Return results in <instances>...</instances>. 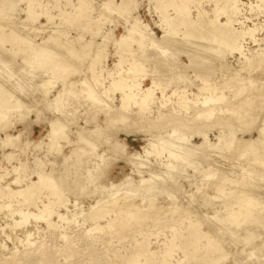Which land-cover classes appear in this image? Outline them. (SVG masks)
I'll return each mask as SVG.
<instances>
[{"label": "rangeland", "instance_id": "obj_1", "mask_svg": "<svg viewBox=\"0 0 264 264\" xmlns=\"http://www.w3.org/2000/svg\"><path fill=\"white\" fill-rule=\"evenodd\" d=\"M11 1L15 3V9L12 14H8L5 12L0 13L1 32H8L10 28L8 27L9 25L18 26L19 22L26 18V10H33L35 12L42 11V15H40L33 21L32 27L34 30L32 31V33H28V37L31 39L32 43L29 46L23 48L25 49L23 53L15 56L14 63H10L8 65L5 61V64H3V62L0 63V81L4 85H2L1 83L0 84L2 86L9 85L10 87H12L15 97H23V105L21 110V112L23 113V117H20L19 119L18 116L17 118L15 116H10L5 123L6 128L0 129V138H4V132L12 136L20 134V142L16 145V147H11V145L4 146L0 144V175H4L5 173H7V176L4 175V177L1 179L2 182H0V184L2 186H5L7 183L14 181L15 177H19L17 178L18 181H16V183L10 184L9 187L14 190L24 188L25 184L30 183L31 181L38 182L39 179H37L36 172L39 173V171H42L40 173H43L46 181H48V183H50L51 186L54 187V190L63 192L62 197L67 199L65 208L54 206L53 210L59 212L60 214H65V216H68L69 218L70 214H79L80 212L87 211L90 206L94 205L93 203L99 200V198H102L105 195L110 194L111 192L119 195L125 190L127 192L129 186H132V188L129 189L128 192L133 190V188L135 189L136 185L140 184L139 176L141 175L143 177H147V175H149V169H151L154 173L158 172L159 174L161 170H163L161 169L162 167L160 166V162H166V151L162 152V154L158 155V157L156 156L157 158L154 157V153L146 155V151H151V148L147 146L144 137L146 138L158 134H165L166 131L168 132L173 126L178 124L179 120H188V118L186 117H189L190 115L193 116V113L191 112L192 110L188 111V113L190 114L186 116L184 112H180L179 115L176 112H172L170 108H167L164 111L166 114L165 120H157L151 117L141 118L139 115L129 116L122 126L123 123L121 124V122L117 120H107L105 114H103L102 111L98 110V108L92 105V103L90 102H85L80 105L74 99H70L69 103L66 102L64 104H60L59 107H57V105L54 106L57 103H53L54 96L56 95L57 91L62 88L63 84L66 81L74 82L81 78L90 76V71L86 70L89 57L84 55V53H88V55L92 54L91 51L95 50L97 44H99L100 46L103 45L105 47L107 58L104 66H102L101 68L97 67L96 71H100L99 69H101L103 70L102 74H105L107 70L114 69V63H118L117 60L120 57L119 55H121L114 53V51L116 52L114 42L116 39H119L121 35L125 34V18L121 17L116 11L108 13L109 15H102V3L105 0H88L89 3H87V5L89 6V8H92L93 12L90 8L89 11L84 15L85 20L81 18L76 22L67 21L65 17L66 15H62L61 13H68L74 10L73 5H77L79 0H56V2L55 0H39L40 5H37L34 1L30 2L29 0ZM121 1L123 0H113L114 3H120ZM131 1L133 4V9L128 20L132 21L131 18L136 17L140 21L148 24L155 36L160 37L162 32L158 25L162 21V13L158 9H156L155 1ZM239 2L241 3H238L240 17H253L252 22L254 24H262V27H264V0H260V2H256V0H239ZM250 3H252V5L254 6L257 5L258 8L256 7L253 11H250ZM0 4H2V0H0ZM216 5L217 3L212 0H200L199 5H189L190 15L194 17L197 14V10L200 11L201 9L208 11L210 14L212 13V10L216 7ZM240 7L243 10L240 9ZM164 14L173 16L174 10L172 9V7H167ZM12 15L15 19L12 17ZM219 20L224 21L225 17L221 15L219 17ZM11 21L13 24L11 23ZM245 25L251 27L252 23L246 22ZM19 26L17 27V30L20 29L21 32L23 31V33H26L22 29V26ZM51 36L52 38L55 37V39H57V41L63 46L70 45L69 47L72 50L76 49L77 52H84L83 54H81V56H79L81 57L80 59L79 57L73 59V65L75 67L73 69H75L76 72L71 73L70 77L68 76V78L66 75L59 73L58 78V74L55 71L53 72L56 73H54L56 76L52 74V72L51 75L47 73V75L43 74L41 75V77L37 76L35 73L45 68V66L38 64V68L35 66L36 70L31 69L32 72L28 71L30 74L27 72L28 75H26L27 73L21 70L23 68L22 65L24 64L22 61L23 57H31L35 50H39V44H41V42L46 43L48 38ZM255 37L258 39L264 38V30L260 29L255 34ZM246 38L247 37H245L244 39ZM252 43L253 42L246 39L244 41V44L242 43V45L246 48H249L250 50L257 49L256 53H259L258 44ZM5 47L9 49L10 46L8 44H5ZM260 47L264 48V39L262 40ZM131 48L136 49V45H131ZM55 50L57 49H54V52ZM58 53L63 54V51L60 50V52ZM0 54H2L1 50ZM114 54L116 55V57ZM63 55L66 56L65 54ZM121 56L126 55L123 54ZM237 57L238 56H235V59H231L235 66L237 65ZM181 61L187 63V59L184 55L180 56V62ZM239 65L238 67H240ZM214 66H218V62H215L213 67ZM122 68L126 71L127 63L123 64ZM252 69V72L248 70H242L241 73L243 77V83L229 86L228 88L223 87L221 90L222 93L226 96V100H224V103L222 104L221 102L223 101H219L216 105H213L214 109H225L224 106L226 102H235L234 104H236V102L242 101L245 96L248 95V102H250L252 105L249 106V104H246L241 109L239 108V115L245 114V121L250 122L249 124L251 125V129L253 130L248 134H242L240 131H237L235 136L237 138H257V132L255 129L258 128L259 125L264 124V63H261V65L256 64ZM2 75H4V77ZM222 75L223 74H220L219 77L221 78ZM223 76L224 77L221 78V82L218 83L219 85H222L225 79H230V75L228 74H224ZM247 77L249 79H247ZM136 78L137 76L135 77V79ZM43 79L44 82L42 81ZM60 79L62 81H60ZM109 80L110 79H108V77L105 78V81H103V86H108L110 82ZM132 80L134 79H130L128 81L131 82ZM212 80H214V78ZM251 80L254 81H252V84ZM257 81L262 82L259 83ZM18 82L19 84H17ZM61 83L63 84L61 85ZM246 84H248L250 87ZM145 85H149V83L146 82ZM33 87L37 91L32 89ZM45 87L49 90L45 89ZM51 87L53 89H51ZM235 89H241L240 91L243 92L241 93L239 91V96L238 93L237 96H234V92L232 91ZM44 90L46 91V93H44ZM191 92L196 94V88H193ZM195 94L189 95L188 98L192 100ZM109 95H114L112 96L113 103L120 104L118 92H113L111 94L109 93ZM45 96L46 99L43 98ZM35 97L36 99H34ZM234 97L235 99L232 100ZM30 99H32V101L34 102V105L36 104V107H30ZM39 100L41 101L39 102ZM28 106L30 110L29 108H27ZM63 106L66 108L63 109ZM24 108L28 110L26 111ZM190 109H193V106L190 105ZM213 114L210 116L211 118L207 117L210 122L207 121L208 119L205 120L206 122L204 120H194V122H191L189 125H192L194 128H197L198 126V128H200L199 130L201 131H207L208 138L210 141H212V143L215 142V137L218 135V131L220 129H224L225 131L228 128L230 129V126H226L225 124L222 125V122L225 123L226 121L227 123H229L230 121H232V123H234V128L236 127V130H241L242 123H237L236 120L238 115H222L221 113L219 115V111L218 113L217 111H214ZM225 117L228 118V120H226ZM50 120H53V123L55 124H60V122H63V125L66 126L64 138L57 137V140H55L53 143L56 147L50 143V139L48 137ZM54 120L56 122H54ZM219 124L222 126H220ZM125 128H127V134H132L128 136L125 135ZM99 129L101 131H99ZM91 130L94 131L92 132ZM98 131L100 132V135H96L97 133H99ZM136 132L137 134H135ZM80 138L87 139V142L92 143V145L94 144L95 149L92 152L89 151L87 153H82L76 151L75 154H72V151L76 146L87 147V145L78 144ZM113 139L118 141L119 145L125 144V149L120 146L117 150L111 151L110 153L107 149V143L113 142ZM192 142L197 145L200 143V139L194 138ZM56 144H58L59 146ZM121 148L124 150V153L122 157H119V154L117 153L121 150ZM54 149H58L59 152L55 151ZM208 149L205 150L207 160L206 163L203 164V166L206 168L207 165H211L212 168L216 169L221 174L224 175L225 173V175H227L225 177H228L229 180L224 183V189L226 191L229 190V187H234L236 184H238L236 181L243 178H239L240 175H243L245 177V175L250 173V168H252V166H255L253 164L250 165V163L248 162V159L249 161L250 159H252L251 155V158L249 155H247L246 158V155L245 157L242 155L238 156L239 154H237L236 152L231 154V152H226L223 149L221 151L220 149H218L219 151H217L216 149H212V151H210L211 149ZM92 153L105 155L106 158L104 160V163H100L98 168L95 169L94 172H91L90 177L92 178V182H89V175L86 176L87 178L85 177V175L88 174L86 173V170H89L90 166V169H92V164L97 161ZM263 154L264 153L261 154V157L263 156ZM6 156H8V158ZM129 156L131 157V159ZM19 163H23V169L18 170L16 173L11 172V167L20 166ZM131 164L137 165L138 168H133L134 166H132ZM243 169L245 171L247 169L249 170L248 172H244ZM173 170V177L176 178L175 181L179 183V186L180 184H182V187L181 190H179V186L177 187L179 188L178 192L176 191L177 189L174 190L170 187L169 189L170 192H174L173 194L176 197V203L182 208L186 209L185 214L173 215L174 213L167 211L164 217L162 215V211L159 210L161 212L158 211L157 214L138 213L136 215H132L131 218L128 209L130 203H123V206L114 209L112 213L109 214L112 217L114 227L111 231L109 230V232H86V227H88L89 229L91 223L93 222L90 220L83 221L81 216H78L77 219L75 218V220L70 223H66L65 221L58 222L56 226L57 228H46L45 223L42 220H37V218H35L38 214L36 208H39L40 210L42 209L38 199L33 202L35 203V206L32 205L31 207H26V204L21 205V210H24V213L16 212L11 216L9 214L10 211L19 209L20 206H18V204L14 202L12 203L11 208L6 209L2 208V206V209L0 208V244L2 243L3 245H1L4 248L0 249V264H131V259L138 254H140V256L134 258H137L136 264H164L162 262L163 257L159 255L158 251L164 250L166 247L165 244L167 243L169 245H171L172 243L177 246V249H175V252H173L172 256L170 257L171 263L177 262V264H197L196 262L199 261L198 259L201 252L207 251L212 245V241L209 239L214 234V231L215 235L213 236L217 238L213 237V242L216 243L220 249H222L218 252L216 251V254L215 252L212 253L214 254L212 258L215 257L214 259H217L223 255H225L226 257L225 259H221L223 261L218 260L220 262H218L217 264H233L236 261L235 257H237V259H240L241 264H247L246 261L241 260L244 259L245 256H243L244 253H241L240 251L243 250L248 252L250 250V247H253L254 245L260 243L261 237L264 235V229H262L263 227L260 226L261 229H258L259 227L257 224V227L256 225L253 226L254 224H243V219L241 217H238V222H240L241 225H239L240 223L238 225H234L230 223L229 220L223 222V219H221L223 214L220 213L221 210L223 212L224 201L233 200V198L235 197L233 195H235V193L226 195L222 193H215L212 189L206 190L202 187H200V191L195 192L194 185H191L187 182V178H184V173L191 175V181L195 180L198 176H195L193 174V171L189 167H186V169H184L182 173L175 171V169ZM233 178L236 180H233ZM127 179L130 180L128 181ZM157 179L159 182V176ZM162 179H164V177H162ZM125 181L130 184L128 185ZM123 182L125 183L123 184ZM154 182L158 183L156 180ZM161 182L162 180L160 181V183ZM260 183L261 185H263L264 179H262V182ZM110 184L112 187H114L111 188ZM121 184L122 187L124 186V189L121 187ZM228 184H231V186L228 187ZM38 185H40V180ZM116 185L119 186L117 187ZM138 185L136 187V190L139 189ZM196 185H198V187L201 186L197 183ZM157 186L158 185H154V187H152L153 189H150V192L149 190L147 191L151 194L154 193V191L156 193L154 194L155 197L150 194L151 198L149 199H153L155 201L154 205L166 207L169 200L168 198H166L167 196L165 194H163V196L162 194L159 195L160 191L158 190L160 189L157 190V188H159ZM203 186L206 187L205 184H203ZM77 187L80 189H78ZM140 187V192L143 193L144 191L142 190L145 188H142L141 185ZM115 188L120 192L116 191ZM151 190L153 191L151 192ZM48 192L49 191L41 192L39 198H41L43 202L47 201L45 197H48L46 196V194H49ZM133 203L139 204L140 198L135 197L133 199ZM4 205H7V202H5ZM233 209L235 211H238V208L236 206H234ZM215 211L216 213H214ZM28 212L32 213L30 215H32L33 218H31ZM215 214H217L216 217ZM251 214H254L253 210L251 211ZM194 215H198L199 217H196ZM55 216V214H52L51 219L54 222H57ZM113 216H115V218ZM200 217L202 219H200ZM24 218H27L28 220L25 225H20L21 227H15L13 225L14 220L23 222ZM99 223L105 224V220H100ZM208 228H210V231L213 234L210 233ZM25 229L31 232L30 236H24ZM207 229L209 232L207 231ZM245 232L256 234L259 240L257 238L251 239L250 241H248V244L245 245ZM201 233L205 234L201 235ZM259 234L260 237L258 236ZM8 235L11 236L12 241L10 240ZM60 235H66L67 238L63 240ZM15 238L20 239V242L14 240ZM229 244L231 245L229 246ZM179 247L181 249L184 248L185 251H188L190 254L184 256ZM12 249H16V251H18L17 257L13 259L8 258V252L13 251ZM193 249L195 250V252ZM223 249H225V251L227 249L226 254H224L225 251ZM149 250L156 251L157 255H141L142 252ZM240 255L242 257H240ZM4 258H6V260H4ZM239 259L237 261H239Z\"/></svg>", "mask_w": 264, "mask_h": 264}, {"label": "bare ground", "instance_id": "obj_2", "mask_svg": "<svg viewBox=\"0 0 264 264\" xmlns=\"http://www.w3.org/2000/svg\"><path fill=\"white\" fill-rule=\"evenodd\" d=\"M29 1L30 2L34 1L37 5H40L39 0H29ZM154 1H155L156 9H158L162 13V21L158 25V27L161 29L162 32L160 37L155 36V34L148 26V24L140 21L136 17L131 18L132 21L128 20L130 18L131 11L133 9V4L131 0H123L120 3H114L115 1L113 2V0H105L102 3L103 4L102 15L116 11L121 17L125 18V34L121 35L119 39L115 40L114 46L116 52L114 51V53L121 55L125 54L126 56L119 55L120 57L117 60L118 63H114V69L107 70L105 74H102L103 70L101 69H99L100 71H96L97 67L101 68L102 66H104L107 58V53L105 52V47L103 45L100 46L99 44H97L95 50L91 51L92 54L88 55V53H84L83 51L77 52L76 49L72 50L69 47L70 45L67 46L61 45L57 41V39H55V37L52 38V36L48 38L47 42L45 41L46 43L41 42V44H39L40 46L39 50L38 51L35 50L31 57L28 56L23 57L22 61L24 64L23 63H22L23 65L21 64L23 68L21 66L20 67L22 68L21 69L22 71L27 73L28 71L32 72L31 69L36 70L35 66L38 68L37 66L38 64L42 66L44 65L45 68L41 70L39 69L40 71L37 73L35 72L33 73H35L37 76H41L43 74L47 75V73L51 75V73L55 71L57 74L58 73L64 74L68 78V76L70 77L71 73L76 72V70L73 69L75 68L73 65V59L78 58L79 56H81V54L84 53V55L89 57L86 70L90 71L91 73L90 76L87 77L85 76L86 78H81L74 82L66 81L64 84L61 83V85L63 84L62 88L59 89L56 95L54 96L53 103H57L54 106L57 105V107H59L60 104H64L66 102L69 103L70 99H74L80 105H82V103L85 102L87 103L90 102L92 103V105L96 106L98 110L102 111L103 114H105L107 120L108 119L117 120L121 122V124L123 123L122 126L124 125V123L126 122L129 116L139 115L141 118L151 117L157 120L158 119L165 120L166 114L164 111L167 108H170L172 112L174 113L176 112L179 115L180 112H184L186 116L190 114L188 113V111L192 110L191 112L193 113L192 114L193 116L190 115L189 117H186L188 118V120L178 119L179 120L178 124L173 126L168 132L166 131L165 134H158L146 138L144 137L147 146L151 148V151H146V155L154 153V157L156 156L158 157V155L166 151V155H167L166 162H160L161 163L160 166L162 167L161 169L163 170L160 169L161 172L158 174V172L155 171L156 173H154L151 169H149L148 170L149 175H147V177H143L141 175L139 176L140 184L139 185L137 184L139 186V189L136 190L137 185L136 187L133 185L135 189L133 188V190H131L130 192L128 191L129 189L132 188V186L131 187L129 186L127 192L126 190L124 191L126 193L123 192L119 195L118 194L116 195V193L114 194L111 192L110 194L105 195L102 198H99V200L93 203L94 205L90 206L87 211L80 212L79 214L76 213L70 214L69 218L68 216L66 217L65 214H60L59 212L53 210L54 206L65 208L67 199L62 197L63 192L54 190V187H52L51 184L48 183V181H46L43 173H40L42 171H39V173L36 172L37 179L40 180V185H38L39 180L38 182L31 181L30 183L25 184L24 188H19L14 190L11 189L9 185L16 183V181H18L17 178L19 177H15L14 181L7 183L5 186H2L0 184V208L2 206H3L2 208H6V209L11 208L13 202L17 203L18 206H20L19 209H14L11 211L9 210L10 216L16 212L24 213L23 212L24 210H21V205L26 204L27 205L26 207L28 206L31 207L32 205L35 204L33 202H35V200L38 199L42 209L40 210L39 208H36L38 211L37 214L38 217L36 216L35 218H37V220H42L45 223L46 228H50V229L55 228L58 222L65 221L66 223H70L74 221L75 218L77 219L78 216H81L83 221L90 220L93 222L91 223L89 229L88 227H86L87 228L86 232L104 233V231L109 232V230L111 231L114 228L112 217L109 214H111L114 209L123 206V203L124 204L130 203L128 209L131 218L132 215H136L138 213L157 214L159 210L162 211V215L164 217L167 211L174 213L173 215L176 214L183 215L186 213L185 211L186 209L182 208L176 203V197L173 194L174 192L173 193L170 192L169 187L174 190L177 189L176 191L178 192L179 188L177 187L179 186V183H177V181H175L176 178L173 177L174 176L173 169H175V171L182 173L183 170L186 169V167L187 168L189 167L193 171V174L195 176L197 175L198 177L195 180L191 181V177H190L191 175L184 173V178L185 179L187 178L186 180L189 184L194 185L195 192L200 191L201 189L200 187H202L206 190L212 189L215 193H222L226 195L235 193V195H233L235 196L233 200L224 201L223 212L225 213H223L222 210L220 213L223 214V216L221 215L222 216L221 219H223V222L229 220L230 223L234 225H238L240 223L238 222V217H241L243 219L242 222L243 224H248V225L254 224L253 226L257 224L259 227L258 229H261L260 226H262L263 227L262 229H264V184L261 185L260 183L262 182V179H264V154L261 157V154L264 153V124L259 125V127L255 129L257 132V138L255 139L252 138L244 139L240 137L239 138L235 137L237 131H240L242 134H248L253 130L251 129V125L249 124L250 122L245 121L246 120V118L244 117L245 114L239 115L240 114L239 111L243 106H245L246 104H249V106L252 105L250 102H248L249 100L248 95L245 96V98L242 101L236 102V104H234L235 102L233 103L226 102L224 106L225 109L213 108V105H216L217 102L223 101L221 102L222 104L224 103V100H226V96L222 93L221 90L223 87L228 88L229 86L243 83V77L241 73L242 70H248L252 72L253 71L252 68H254V65L256 64L261 65V63H264V48L260 47V44L264 38L258 39L255 37V34L260 29L264 30V27H262V24L259 25L254 24L252 22L253 17H244V16L240 17L238 3L239 4L241 3L239 2V0H212L216 2L217 5L212 10V13H210L211 15L209 14L208 11L201 9L200 11L197 10V14L194 17L190 15L189 5L191 4L199 5L200 0H154ZM258 1L260 2V0H256V2ZM87 3H89L88 0L87 1L79 0L77 5H73L74 7V10H72L73 12L71 11L68 13L66 12L61 14L66 15L65 17L69 22H76L81 18L85 20L84 18L85 13L88 12L89 9L91 8V7L89 8ZM249 5H250L249 7L250 11H253L254 8L256 7L258 8L257 5L254 6L252 5V3H250ZM14 6L15 3L13 1L2 0V4H0V13L5 12L8 14H12V12L15 9ZM167 7H172V9L174 10L173 16L164 14ZM240 9L242 8L240 7ZM25 13H26V18L20 21L19 25L22 26V29L26 33H23V31L21 32L20 29L17 30V27L19 25L18 26L9 25L8 26L10 27L9 31L6 33L0 31V48H1L0 50L2 53L0 54V63L3 62V64H5L6 62L7 65L10 63L11 64L14 63L15 56H18L21 53H23L25 51V49L23 48L29 46L32 43L31 39L28 37V33L29 32L32 33V31L34 30L32 27L33 21L37 19L40 15H42V11L35 12L33 10H26ZM221 15L225 17L224 21L219 20V17ZM246 22H251L252 26L250 27L245 25ZM245 37H247L246 39L250 40L251 42L258 44L259 53H256L257 49L250 50L249 48H246L245 46L242 45V43L244 44V41L246 40L244 39ZM5 44H8L10 46L9 49L5 47ZM133 44L136 45V49L131 48V45ZM54 49L57 50H55L54 52ZM60 50L63 51V54H65L66 56H64L61 53H58L60 52ZM181 55L185 56V58L187 59V63L182 61L180 62ZM235 56H238L236 58V62H237L236 66L231 60V59H235ZM80 58L81 57H79V59ZM215 62H218V66L213 67ZM125 63H127L126 71L122 68V65ZM238 65L240 67H238ZM55 72H53L52 74H54ZM28 73L26 75H28ZM59 74L57 75L58 78H59ZM220 74L223 75L228 74L230 75V79H225L224 83L222 85H219L218 83L221 82L222 80L221 78L224 77L222 75V77L220 78L219 77ZM2 76L4 77V75ZM136 76L137 78L135 79ZM107 77L108 79H110L109 85L103 86V81H105V78ZM145 78H149L150 80L149 86H143V80ZM213 78L214 80H212ZM130 79H134V80L130 82L128 81ZM247 79L249 78L247 77ZM42 81L44 82V79ZM60 81L62 80L60 79ZM252 81L253 80H251V84ZM1 84H0V129H4L6 128L5 123L10 116L12 117L15 116L16 118L18 116L19 119L20 117H23L22 115L23 113L21 112L23 105L22 102L23 97L22 98L20 97L21 98L20 100L19 97L14 96L12 87H10L9 85L2 86L4 84L2 85ZM17 84H19V82ZM193 88H196L197 90L196 94L191 92ZM32 89H34V87ZM45 89L49 90L46 87ZM51 89L53 88L51 87ZM240 90L241 89L233 90L232 92H234L233 93L234 96L235 95L237 96V93L239 96ZM113 92L119 93L120 104H116L112 102L113 101L112 96L114 95L110 96L109 93L111 94ZM240 92L242 93L243 91ZM44 93H46V91ZM193 94H195L194 98H192V100L189 99L188 96ZM43 98L46 99V96ZM32 99H30L31 100L30 101L31 106L29 105L30 107L36 105V104L34 105ZM34 99H36V97ZM234 99L235 97L232 100ZM40 101L41 100H39V102ZM263 103H264V99H263ZM190 105L193 106V109H190ZM29 106L27 108H29ZM64 108L66 107L63 106V109ZM24 109L26 110V108ZM214 111H217V113L219 111V115L220 113L222 115L224 114L238 115L236 120L237 123H242L241 130H236V127L234 128L233 125L234 123H232V121H230L229 123H227L226 121L225 123L222 122L221 123L222 125L225 124L226 126H230V129L228 128L226 131L224 129H220L218 131V135L215 137L216 138L215 142L212 143V141H210L208 138L207 131H201L199 130L200 128H198V126L197 128H194L192 125L191 126L189 125L191 122H194V120L205 121L206 119H208L207 117L211 118L210 116L214 113ZM226 120H228V118H226ZM207 121L210 122L209 119ZM54 122L56 121L54 120ZM49 127L50 129L48 132V137L50 139L51 144H53L54 141L57 140V137L64 138L66 126L63 125V122H60V124H55L53 123V120L52 121L50 120ZM91 131L93 132L94 130ZM99 131L101 130L99 129ZM96 135H100V132L97 133ZM3 137L4 138H0V144L4 146L11 145V147L12 146L16 147V145L19 144L20 142L19 141L20 134L12 136L4 132ZM194 138L200 139V143L195 145L192 142ZM78 144H84L87 145V147L80 145H79L80 147L76 146L75 149L73 148L74 150L72 151V154H75L76 151L82 153H87L89 151L92 152L95 149V145L94 144L92 145V143L87 142V139L84 138H80ZM107 145H108L107 149L109 150L110 153L111 151L117 150L120 146L124 148V146L119 145V142L116 141L115 139H113V142H108ZM53 146L55 145L53 144ZM208 148L211 149L210 151H212V149H216L217 151H219L218 149H220V151L223 149L226 152L227 151L231 152V154L236 152L237 154H239L238 156L242 155L245 157L246 155V158L247 155L249 156L251 155L252 159H250V161L248 159V162L250 163V165L253 164L255 166H252V168H250L251 169L250 173H248L247 175H245L246 173L244 174L245 177L243 175H240L239 178L240 177L243 178L238 179L236 181L238 184H236L234 187H229L231 186V184H228L229 190L226 191L224 189V183L229 180L228 177H225L227 175H225V173L224 175L221 174L219 171L212 168L211 165H207L206 168L203 166V164L206 163L207 160L205 150ZM55 151H58V149ZM123 153L124 150L121 148V150L117 154H119L118 155L119 157H122ZM92 155H94L97 161L92 164V169H90L91 168L90 166L89 170H86L87 171L86 173L88 174H86L85 177L89 175L88 176L89 180L87 179L89 182L90 181L92 182V178L90 177L91 172H94L95 169L98 168L100 163H104V160L106 158L105 155L99 153H92ZM8 156L6 157L8 158ZM19 165L20 166H12L11 172L16 173L18 170L23 169L24 166L23 163H19ZM132 166H134L133 168H138V166L135 164H133ZM248 170L249 169H247L246 171L248 172ZM246 171L244 170V172ZM6 174L7 173H5L4 175ZM4 175H0V182H2L1 179L4 177ZM158 176L160 178V181L162 180L161 183L160 181L158 182L157 179ZM162 177H164V179H162ZM155 180L159 184L154 182ZM233 180L236 179L233 178ZM125 182H123V184ZM196 183L201 186L198 187ZM127 184L129 185L130 183ZM203 184H205L206 187H204ZM140 185L142 186V188L143 187L145 188L142 190L144 191L143 193L140 192L141 191ZM154 185L155 186L158 185L157 187L159 188L157 187L156 188L157 190L160 189L158 190L160 191L159 195L162 194L163 196V194H165L167 196L166 198H168L169 202L166 207L154 205L155 201L153 199H149L151 198L150 197L151 195L155 197L154 195L156 194L155 191L152 194L149 193L150 189L154 187ZM181 185L182 184H180L179 186L180 187L179 190H181L182 187ZM116 186L118 187L119 185ZM113 187L111 186V188ZM122 188L124 189V186ZM148 190L149 192H147ZM43 191H49L48 192L49 194L48 195L46 194V196L48 197H45L47 200L46 202H43L41 198H39L41 192ZM116 191L119 190L116 189ZM152 191L153 190H151V192ZM135 197L140 198L139 204L133 203V199ZM5 202H7V205H4ZM234 206L238 208V211H235L233 209ZM252 210L254 211L253 215L251 214ZM214 213H216V211ZM28 214L30 215L32 213L28 212ZM52 214L56 215L55 217L57 219V222H54L51 219ZM30 216L31 218H33L32 215ZM216 216L217 214H215V217ZM113 217L115 218V216ZM196 217L199 216L197 215ZM201 217L200 219H202ZM100 220H105V224H100L99 223ZM27 221H28L27 218H24L23 222L19 220L18 221L14 220L13 225L15 227H18L20 225H25ZM239 225H241V223ZM208 229L210 231V228ZM210 233L212 232L210 231ZM213 233L212 234L215 235V231ZM30 234H31L30 231L26 229L24 230V236L27 237L30 236ZM203 234L205 233H201V235ZM244 234H245L244 237L245 245H247L248 241H250L251 239L257 238V235L254 233L245 232ZM213 235L209 239L212 241V245L207 251L201 252L200 257L198 259L199 261L196 262L197 264H217L218 262H220L218 260H221L222 258L224 259L226 258L225 255L223 254H222L223 256H221L220 258L217 259H214L215 257L212 258V256L214 255L212 253L215 252L216 254V251L218 252L222 249V248L220 249L217 246V244L213 242L214 238H217ZM60 236L61 238H63V240L67 238L66 235H60ZM258 236L260 237V234ZM8 237L12 241L11 236L8 235ZM14 240L20 242V239L18 238H15ZM1 244H0V249L4 248L2 246L3 244L2 245ZM230 245L231 244H229V246ZM165 246L166 247L164 250L161 249L162 251H158L159 255L163 257V259L161 258L162 262L164 264H177V262L175 261H174L175 263H171L170 261V257L172 256L173 252H175V249H177V246L172 243L171 245L167 243L165 244ZM179 249L182 251L184 256L190 254L188 251L186 252L184 248L181 249L179 247ZM223 250L225 251V249ZM226 252L227 249L224 252V254H226ZM240 252L244 253L243 256H245V258L241 260L246 261L247 264H264V235L261 237L260 243L254 245L253 247H250V250L248 252L243 250H241ZM17 254L18 251H16V249L13 251H9L8 258L11 259L16 258ZM144 254L154 255V256L157 255L156 251H150V250L142 252L141 255ZM137 256H140V254L136 255L135 257ZM240 257L242 256L240 255ZM6 258H4V260H6ZM134 258L131 259L132 260L131 264L137 263L136 261L137 258L136 259ZM235 258L236 261L233 264H241L240 259L238 258L239 261H237L238 260L237 257Z\"/></svg>", "mask_w": 264, "mask_h": 264}, {"label": "crops", "instance_id": "obj_3", "mask_svg": "<svg viewBox=\"0 0 264 264\" xmlns=\"http://www.w3.org/2000/svg\"><path fill=\"white\" fill-rule=\"evenodd\" d=\"M146 82H148L149 85H150V80H149V78H145V79L143 80V86H149V85H145ZM122 133H124V132H122ZM124 134L128 136V135H131L132 133L127 134V128H125V133H124ZM135 134H137V132H136ZM122 145L124 146V149H125V144H122Z\"/></svg>", "mask_w": 264, "mask_h": 264}]
</instances>
